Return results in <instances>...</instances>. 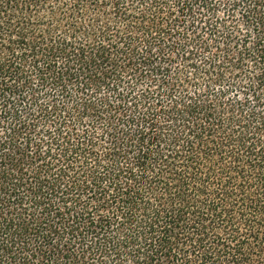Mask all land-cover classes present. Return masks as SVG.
Listing matches in <instances>:
<instances>
[{"label": "trees", "instance_id": "obj_1", "mask_svg": "<svg viewBox=\"0 0 264 264\" xmlns=\"http://www.w3.org/2000/svg\"><path fill=\"white\" fill-rule=\"evenodd\" d=\"M0 264H264V0H0Z\"/></svg>", "mask_w": 264, "mask_h": 264}]
</instances>
